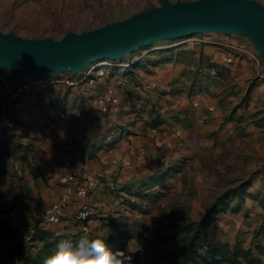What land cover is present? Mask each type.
Returning <instances> with one entry per match:
<instances>
[{"label": "rangeland", "instance_id": "374dc122", "mask_svg": "<svg viewBox=\"0 0 264 264\" xmlns=\"http://www.w3.org/2000/svg\"><path fill=\"white\" fill-rule=\"evenodd\" d=\"M159 5L0 0V31L59 40L68 31L86 32ZM221 37L203 32L157 39L109 59L131 62L154 86L142 99L123 93L118 109L104 116L64 95L56 104L75 109L78 118L70 123L39 116L24 123L27 116L20 114L0 130V264H21L26 257L42 264L60 241L79 240L67 228L40 224L42 210L59 196L69 161L115 176V193L99 178L104 185L92 198L98 215L86 236L104 238L111 251L156 264H192L208 260L210 247L220 242L264 264V59L248 38L235 35L230 41L245 46L243 55L224 64L213 58L210 44ZM113 156L128 157L130 165H111ZM176 248L182 251L178 261L162 258Z\"/></svg>", "mask_w": 264, "mask_h": 264}, {"label": "built area", "instance_id": "2783aa9c", "mask_svg": "<svg viewBox=\"0 0 264 264\" xmlns=\"http://www.w3.org/2000/svg\"><path fill=\"white\" fill-rule=\"evenodd\" d=\"M219 34L222 36L219 41L210 42L214 49L213 58L230 64L235 56L243 55L245 46L230 41L231 37L235 36L233 34ZM257 55L261 58L258 53ZM108 60L89 63L76 73L67 70L53 77L37 78L27 75L18 82L13 81L8 70L0 69V130L12 125L11 119L20 114L27 116L24 123L34 120L37 116L46 122L70 123L71 120L78 118V114L74 112V108L66 110L56 104L58 101L56 99H61L64 95L72 97V101L76 103L83 101L85 111L91 108V111L104 116L118 109L123 93L133 92L142 99L151 92L154 84L148 79H142L141 74L130 68L131 62L112 63ZM251 60L256 65L260 61L255 55ZM192 104L196 107L198 101L193 100ZM139 105L136 103L133 106L137 108ZM9 114L13 117H8ZM90 116L88 113L86 117L89 119ZM20 129L24 130L25 126L21 125ZM140 154H144V150L141 149ZM110 162L118 168L130 165L129 158L125 156L122 158L113 156ZM106 176H109V179ZM100 177H105L107 191L113 193L117 191V181L112 173L96 175L85 166L69 161L62 180L58 182L64 190L56 200L42 210L40 224L46 227L62 226L81 237L91 235L95 228L92 225L94 216L98 215L97 206L92 202V198L100 185H104L100 183ZM127 197L130 201L134 200L130 196Z\"/></svg>", "mask_w": 264, "mask_h": 264}, {"label": "water", "instance_id": "95a60500", "mask_svg": "<svg viewBox=\"0 0 264 264\" xmlns=\"http://www.w3.org/2000/svg\"><path fill=\"white\" fill-rule=\"evenodd\" d=\"M159 1V6L121 21L81 33L68 31L59 40L0 31V69L8 70L14 82L27 75L76 73L92 62L119 60L157 39L203 32L244 36L264 59V6L256 0Z\"/></svg>", "mask_w": 264, "mask_h": 264}, {"label": "clouds", "instance_id": "9594fccd", "mask_svg": "<svg viewBox=\"0 0 264 264\" xmlns=\"http://www.w3.org/2000/svg\"><path fill=\"white\" fill-rule=\"evenodd\" d=\"M42 264H132L124 251H111L104 238L82 236L75 244L60 241Z\"/></svg>", "mask_w": 264, "mask_h": 264}, {"label": "trees", "instance_id": "16d2710c", "mask_svg": "<svg viewBox=\"0 0 264 264\" xmlns=\"http://www.w3.org/2000/svg\"><path fill=\"white\" fill-rule=\"evenodd\" d=\"M81 237L79 235H74L72 239H80ZM211 250L209 252V259H203L199 258L200 261H196L192 264H214V263H221V262H230L231 264H238L239 257H243L247 264H254L257 262V260L249 258L246 252H241L238 250L230 251L229 245L227 243H220L215 242L211 247ZM182 254V251L178 248L171 250L166 255L162 256L163 259H167L170 263H175V261H178V257ZM132 257V263L133 264H156V259L151 260L149 262H146V259L144 260L140 256H133L132 253L129 254ZM37 258L32 257H26L21 264H37Z\"/></svg>", "mask_w": 264, "mask_h": 264}, {"label": "crops", "instance_id": "0c3cea01", "mask_svg": "<svg viewBox=\"0 0 264 264\" xmlns=\"http://www.w3.org/2000/svg\"><path fill=\"white\" fill-rule=\"evenodd\" d=\"M63 190H64V188H63V186H57V188H56V194L58 195H60L62 192H63Z\"/></svg>", "mask_w": 264, "mask_h": 264}]
</instances>
